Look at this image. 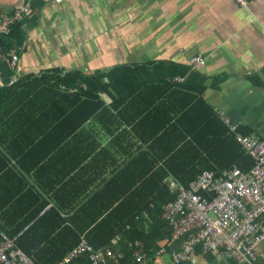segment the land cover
<instances>
[{"label": "crops", "instance_id": "1", "mask_svg": "<svg viewBox=\"0 0 264 264\" xmlns=\"http://www.w3.org/2000/svg\"><path fill=\"white\" fill-rule=\"evenodd\" d=\"M14 2L0 0V8ZM31 3V14L21 21L23 43L18 48L1 43L0 226L9 233L24 224L21 234L51 209L64 221L61 228L72 225L76 212L87 203L96 217L105 216L114 206L109 207L110 202L124 199L121 191L140 184L137 177L152 175L163 162L157 160L158 153L168 148L165 129L156 120L143 124L139 101L115 105L105 92H100L98 113L80 126L77 120L71 123L68 134V125L55 120L63 101L49 91L51 83H39L44 73L94 75L155 62L189 67V59L201 55L204 64L195 70L206 77L203 90L184 93L202 98L221 121L219 113L240 132L264 139V0H250L245 7L234 0ZM14 52L17 61L12 65ZM187 76L170 82L183 85ZM34 118L37 122L27 126ZM38 129L43 132L32 138ZM121 172L127 178L112 182L109 189V180ZM17 178L24 184L23 192L17 190ZM70 227L64 231H88ZM158 247L152 246V254L140 264H171L157 254ZM108 248L112 255L103 264H118L116 245ZM255 255L253 264H264V243ZM205 256L184 264H234L221 256Z\"/></svg>", "mask_w": 264, "mask_h": 264}, {"label": "trees", "instance_id": "2", "mask_svg": "<svg viewBox=\"0 0 264 264\" xmlns=\"http://www.w3.org/2000/svg\"><path fill=\"white\" fill-rule=\"evenodd\" d=\"M21 3L22 0H15L12 7L7 9L1 7L0 17L12 13ZM23 28L21 21L13 24L9 35L1 39L0 43L6 42L18 48L23 43ZM176 76H187L183 85L170 82ZM39 81L41 86H50L51 83L53 87L50 86L49 91L63 101L64 106H61L55 120H63L62 123L68 125V134L73 130L70 126L74 121L77 120L76 126H80L89 116L98 113L102 107L100 92H105L110 94L115 105L131 106L139 101L143 107L139 112L143 124L148 122L149 125L151 120H156L157 126L165 129L168 148L158 153L157 160L163 163L152 171V175L148 178L146 174L137 177L140 184L121 191L124 199L117 203L110 202L108 206H114L105 216L96 217L98 214L93 213L94 207L91 203H87L76 212L70 226L76 229L83 227L88 230L87 232L81 230L78 233L65 232L64 230L71 227L61 228L64 221L55 217L53 209L21 234L18 233L24 224L10 233L0 226V232L9 238L16 236V245L32 257L35 264H57L79 243L81 237L96 252L115 244L117 248L115 259L118 264H140L135 260L134 252H142L145 258L152 254L154 245L159 246L157 254L160 248L168 249L166 254L159 255L170 261V246L177 249L179 245L169 242L171 233L162 218L164 205L175 198V194L163 183L164 179L171 177L186 187L204 170L213 171L218 176L233 166L241 173H247L253 166L252 159L242 151L228 128L206 102L200 97L194 99L184 93V90L192 89L197 93L203 90L202 83L206 81V77L195 69L190 70L189 67L170 62H159L133 68L119 66L107 74L94 75L76 71L62 74L58 70H53L44 73ZM151 91L154 93L153 97ZM177 97L179 100L175 102ZM39 112L38 109L35 114ZM28 119L31 120L32 117ZM34 122H37L35 118L27 123V126ZM41 132L43 131L38 129L32 138H37ZM6 166V161H3L2 167ZM126 178L127 174L121 172L112 181L109 180L110 184L107 187L110 189L114 186L112 182ZM17 179L20 184L17 190L23 192L24 184L20 178ZM107 187L104 190L107 191ZM113 190L115 188L110 191ZM103 208L105 209V206ZM51 219V223H46ZM43 227H47L48 230ZM40 229L43 232H40ZM120 236L116 242L115 238ZM135 242H138L139 246H135ZM210 255L207 254L205 257ZM198 258H204L200 247L192 253L190 261L193 263ZM89 263L92 264L88 255H82L70 264Z\"/></svg>", "mask_w": 264, "mask_h": 264}, {"label": "built area", "instance_id": "3", "mask_svg": "<svg viewBox=\"0 0 264 264\" xmlns=\"http://www.w3.org/2000/svg\"><path fill=\"white\" fill-rule=\"evenodd\" d=\"M24 2L10 14L0 17V40L8 36L13 24L22 21L31 13L32 2ZM250 0H234L239 7H245ZM1 58V52H0ZM17 55H11L10 63L15 65ZM204 64L201 55L189 59L191 69ZM174 81H182L177 76ZM222 121L233 135L235 142L253 161L247 173L236 167L216 176L204 170L187 187L171 177L164 179L174 200L163 207L162 218L169 228L170 243L179 247L169 248L172 264H184L191 260L197 247L203 256L211 254L231 259L235 264H253L256 249L264 243V139L254 134H243L228 117L219 113ZM120 237H116L117 242ZM135 246H139L135 242ZM111 248L94 251L81 237L79 243L57 264H70L82 255H88L92 264H103L105 257L112 255ZM168 249L160 248L164 255ZM135 260L144 263L143 253L135 251ZM0 264H35L32 257L16 245V237L9 238L0 232Z\"/></svg>", "mask_w": 264, "mask_h": 264}, {"label": "bare ground", "instance_id": "4", "mask_svg": "<svg viewBox=\"0 0 264 264\" xmlns=\"http://www.w3.org/2000/svg\"><path fill=\"white\" fill-rule=\"evenodd\" d=\"M250 5V4H249ZM156 63V62H155ZM159 64V63H158ZM172 65V64H171ZM150 66V65H149ZM118 68V67H117ZM184 69V68H183ZM176 71V70H175ZM180 71V70H179ZM59 72V71H58ZM107 74V73H106ZM50 77V76H49ZM108 77V76H107ZM105 81V80H104ZM55 82V81H54ZM167 83V82H166ZM109 85V84H108ZM111 87V86H110ZM152 110V109H151ZM199 110V109H198ZM212 111V110H211ZM155 112V111H154ZM165 115V114H164ZM206 118V117H205ZM190 139V138H189ZM149 148H151V147H149ZM159 158V157H158ZM206 160V159H205ZM200 161V160H199ZM209 161V160H208ZM163 163V162H162ZM200 163V162H199ZM201 165V164H200ZM208 165V164H207ZM210 166V165H209ZM211 168V167H210ZM211 170V169H210ZM157 173V172H156ZM157 175V174H156ZM154 177H155V175H154ZM159 178V177H158ZM187 187V186H186ZM168 190V189H167ZM119 223V222H118ZM137 225V224H136ZM115 226V225H114ZM126 229V228H125ZM169 234V233H168ZM97 236V235H96ZM128 240V239H127ZM163 241V240H162ZM99 242V241H98ZM102 242V241H101ZM126 242V241H125ZM158 243V242H157ZM163 244V243H162ZM161 244V245H162ZM148 246H149V244H148ZM73 248V247H72ZM102 248V247H101ZM98 249V248H97ZM135 250V249H134ZM157 251V250H156ZM262 253V252H261ZM61 259V258H60ZM122 259V258H121ZM40 262V261H39ZM90 264V263H89ZM138 264V263H137Z\"/></svg>", "mask_w": 264, "mask_h": 264}, {"label": "clouds", "instance_id": "5", "mask_svg": "<svg viewBox=\"0 0 264 264\" xmlns=\"http://www.w3.org/2000/svg\"><path fill=\"white\" fill-rule=\"evenodd\" d=\"M0 52H1V43H0ZM17 52V51H16Z\"/></svg>", "mask_w": 264, "mask_h": 264}]
</instances>
